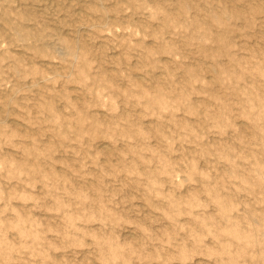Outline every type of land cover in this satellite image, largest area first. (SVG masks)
<instances>
[{"label":"rangeland","instance_id":"obj_1","mask_svg":"<svg viewBox=\"0 0 264 264\" xmlns=\"http://www.w3.org/2000/svg\"><path fill=\"white\" fill-rule=\"evenodd\" d=\"M0 264H264V0H0Z\"/></svg>","mask_w":264,"mask_h":264}]
</instances>
